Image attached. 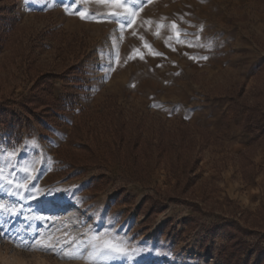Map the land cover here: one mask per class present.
Here are the masks:
<instances>
[{"label":"rangeland","instance_id":"374dc122","mask_svg":"<svg viewBox=\"0 0 264 264\" xmlns=\"http://www.w3.org/2000/svg\"><path fill=\"white\" fill-rule=\"evenodd\" d=\"M128 7L131 26L98 0H0V114L29 120L46 76L60 101L33 112L18 145L0 123V264H264V137L230 98L264 85V0ZM115 112L198 125L211 142L181 181L156 157L142 180L109 156L69 169L61 155L102 146ZM105 234L128 255L92 256Z\"/></svg>","mask_w":264,"mask_h":264},{"label":"trees","instance_id":"16d2710c","mask_svg":"<svg viewBox=\"0 0 264 264\" xmlns=\"http://www.w3.org/2000/svg\"><path fill=\"white\" fill-rule=\"evenodd\" d=\"M35 87L38 91L29 100L33 108L26 109L29 120L23 121L20 114H16L8 121L3 119L6 111L0 114V123L6 126V138L10 146L20 144L25 131L32 130L31 117H34L33 112L36 109H41L43 106L49 108L50 103H53L51 106L56 108L60 103L53 94L51 76L40 79ZM250 95L253 96L254 102L248 105ZM230 98L232 111L244 115L243 127L253 135L261 131V137H264V125L262 124L264 121V85L256 86L246 93L235 92ZM106 120L111 137L105 138L104 142L99 138L96 139L98 143L101 142L102 146L82 145L77 147L78 151H69L61 155L63 161L69 164V169L82 167L86 170L100 165L102 160L106 159L103 156H109L113 162H119L124 169L126 168L130 179L142 180L147 176L148 166L156 157L157 164L165 163L171 168L170 172L181 181L185 177L189 179L188 175L193 173L198 164L197 150L211 142V135L207 129L198 125L179 122L167 126L161 119L150 123L146 117L126 118L116 115V112L107 116ZM82 128L83 126L79 125L73 128L72 142L75 143L74 135ZM101 147H105V155L99 154Z\"/></svg>","mask_w":264,"mask_h":264},{"label":"snow or ice","instance_id":"6c2138e0","mask_svg":"<svg viewBox=\"0 0 264 264\" xmlns=\"http://www.w3.org/2000/svg\"><path fill=\"white\" fill-rule=\"evenodd\" d=\"M98 2L109 4L112 8L116 9V11L109 14L108 17L109 19H111L113 16L119 19L120 16L123 14L124 19L130 21L129 26H131V22H133V18L137 15V10L135 8L128 7V5L134 4L135 0H98ZM148 2H150V0H148ZM120 10H123V12H121ZM77 14L80 15L82 19L87 18L85 12H79ZM147 23H151V22L149 21ZM171 27L172 29L175 30L176 29L175 23H173ZM176 36L177 39L179 40L180 33L178 30L176 31ZM144 47L148 48L151 54L160 55L159 53H156L147 43H145ZM135 55H139L141 59L144 58L143 53L139 49H134L133 55H130L129 59H133ZM203 58L206 59L207 57H203ZM105 236L107 237V234H105ZM92 239L94 241H99L98 244L94 245L95 251L92 253V256H98L108 253H114L116 255H122V256L128 255L129 250L125 242L123 241H118L112 237L101 238L99 236H93Z\"/></svg>","mask_w":264,"mask_h":264},{"label":"bare ground","instance_id":"6f19581e","mask_svg":"<svg viewBox=\"0 0 264 264\" xmlns=\"http://www.w3.org/2000/svg\"><path fill=\"white\" fill-rule=\"evenodd\" d=\"M59 201H60V200L48 201V204H49V206H51V205H56V204H59ZM65 206H66V204H65Z\"/></svg>","mask_w":264,"mask_h":264}]
</instances>
